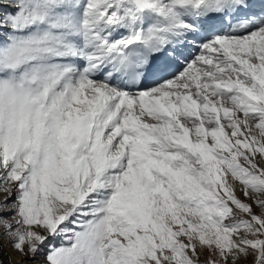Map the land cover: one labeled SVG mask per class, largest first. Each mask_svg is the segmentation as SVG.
I'll return each instance as SVG.
<instances>
[{
    "label": "snow or ice",
    "instance_id": "6c2138e0",
    "mask_svg": "<svg viewBox=\"0 0 264 264\" xmlns=\"http://www.w3.org/2000/svg\"><path fill=\"white\" fill-rule=\"evenodd\" d=\"M0 264H264V0H0Z\"/></svg>",
    "mask_w": 264,
    "mask_h": 264
},
{
    "label": "bare ground",
    "instance_id": "6f19581e",
    "mask_svg": "<svg viewBox=\"0 0 264 264\" xmlns=\"http://www.w3.org/2000/svg\"><path fill=\"white\" fill-rule=\"evenodd\" d=\"M4 259H7V257L5 256Z\"/></svg>",
    "mask_w": 264,
    "mask_h": 264
}]
</instances>
